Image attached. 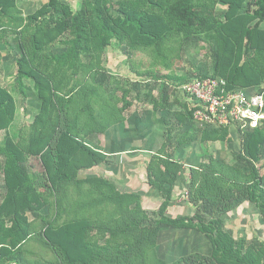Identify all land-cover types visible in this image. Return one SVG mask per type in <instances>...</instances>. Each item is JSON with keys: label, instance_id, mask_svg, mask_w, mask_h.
<instances>
[{"label": "trees", "instance_id": "obj_1", "mask_svg": "<svg viewBox=\"0 0 264 264\" xmlns=\"http://www.w3.org/2000/svg\"><path fill=\"white\" fill-rule=\"evenodd\" d=\"M195 1L119 0L118 4L125 21L146 37V44L134 41V48L147 50L152 46V37L157 39L160 47L168 37H188L193 33L194 21L201 17L200 8L206 5L203 3L196 8ZM223 1L229 5L228 16L231 11H238L245 0ZM85 5L93 11L94 28L89 27L80 9L72 14L68 22L66 18H56L58 20H55L49 32L50 39L59 32L66 30L68 33L62 42L65 49L51 57L53 62H58L71 72L72 83L65 91L54 83L39 80H48L42 73L40 62L31 71L24 69L23 65L28 63L29 49L35 55L44 50L40 47L44 44H41L36 32L32 34V44L26 47L23 38L28 16L16 6L14 0L7 2L0 11V30L13 31L15 44L21 52L16 87L26 94L23 78L33 77L35 95L37 93L43 104V111L47 110V115H40L31 125L29 134L31 136L40 129L44 142L40 153L55 184L51 194L54 199L46 211L45 206L49 201L41 198L36 191L25 160V154L31 152L32 146L11 138L14 131L10 129V124L16 110L13 91L0 87V131H5V144L0 148V154H4L12 163L16 181L8 198L0 206V264H11L10 260L14 261L12 264H172L161 258L156 250L163 225L198 229L213 247L209 257L194 252L173 264L188 263L193 259L200 263L206 259L203 264H264V241L249 245L244 237L237 241L223 227L227 218L222 216L223 212L234 210L240 202L248 201L259 209L264 220V180L259 167L264 151V121L258 127L242 132V150L235 159L244 160L247 170L215 155H210L206 166L190 168L189 198L205 203L193 215L170 217L166 214L181 164L160 155L152 157L147 164L148 182L164 199L157 211L158 218L143 207L139 192L118 187L108 177L78 178L82 170L108 161L110 152L93 143L92 136L96 134L98 137L113 124L119 123L131 106V101H128L126 111L119 108L105 94L104 87L96 83V72H93L91 61L87 63L83 60V55L99 59L100 51L112 38L117 42L122 40L119 29L108 21L98 0H86ZM49 6L55 11L62 7L59 0H49ZM248 12L256 18V22L245 30L247 43L243 46V52L246 61L241 62L242 55H237L228 34L218 31L221 41L215 73L201 75L223 77L230 88H248L264 81V30L261 29L264 0H257ZM251 45L254 55L250 54ZM45 57L50 59V56ZM178 78L179 86L192 80L190 77ZM45 94L49 96L48 106ZM187 99L182 104L194 121V103L189 96ZM198 128L203 132V139H232L229 127ZM26 209L37 211L38 217L29 220L24 214ZM70 210L75 213L86 210L87 214L75 218L64 217ZM206 210L214 213L208 215ZM6 222L10 228L5 227ZM34 243H38L43 252L50 256L34 255ZM7 254L10 260L5 258Z\"/></svg>", "mask_w": 264, "mask_h": 264}, {"label": "rangeland", "instance_id": "obj_2", "mask_svg": "<svg viewBox=\"0 0 264 264\" xmlns=\"http://www.w3.org/2000/svg\"><path fill=\"white\" fill-rule=\"evenodd\" d=\"M9 1L0 0V11ZM14 1L16 6L23 11L24 15L28 16L24 26L25 38H23L24 42H26V47L29 48L30 44H32V34L34 32L41 38V44H44L40 46L44 50L36 55L32 53V49H29V52L27 51L28 56L26 59H28V65L24 64V69L31 71L40 62L43 70L42 73L46 75L48 80L44 78H39V80L54 83L65 91L72 83L71 72L61 67L58 62H53L51 57L65 49V45L62 42L68 37V33L66 30H62L63 32H59V35L55 34V37L53 36V39H50L51 33L49 32L50 29L52 31L51 26H53L55 20L66 18V22H68L72 14L80 9H82L89 27L94 28L95 18L91 7H85L86 0H59L62 6L61 10L55 11L53 7L49 6V0ZM98 2H100L108 21L119 29L122 40L117 42V39L112 38L110 43L100 51L99 59L92 58L90 55H83V60L87 63L91 61L93 72H96V83L101 84L105 89V94L119 108H123V110L126 108L127 102L131 101L133 88H138L141 92L147 88V91L143 93L144 96L140 97L139 109L153 102L157 104L158 102L159 104L163 102L162 104L166 103L173 107L174 104H179L176 98H180L181 102H185L184 100L186 99H182V97L184 98V93L179 86L181 84L180 80L177 79H179L178 77L194 78L205 73H215L217 52L221 41L218 37V31L228 34L236 48L237 55H242L241 62H245L247 59L243 52V46L247 43L245 30L256 22V18L248 11L249 8L255 6L257 0H245L238 11H231L228 16L226 14L229 5L223 0H196V8L203 3L206 5L202 9L200 8L199 13L201 17L194 21L193 33L188 37L184 35L168 37L166 41L162 42L160 47L157 39L152 37V46L147 48V50L134 48V41L146 44V37L141 36L134 26L125 21L119 9V0H98ZM210 27L214 28L209 29ZM153 29L158 33L161 32L155 28ZM261 29L264 30V22L261 24ZM147 30H150V27H147ZM14 38L15 35L11 29L0 30V87L13 91L16 110L14 120L10 124V129L14 131L11 134V138L14 141L26 142L32 146L31 152L25 154V160L36 191L41 198H46L49 201L45 206V210L47 211L54 199L51 194L55 184L51 178V174L43 163L40 153L44 146L40 129L35 130L31 136L29 134L31 125L40 115H47V110L43 111V104L40 103L37 93L35 95V80L33 77L23 78L26 84V94L21 93L16 87V74L19 70L18 59L21 56V52L17 49ZM253 48L251 45V55H254ZM46 55L50 56L52 61L47 59ZM133 73L135 75H132ZM147 78L149 81H147ZM247 87L251 90H262L264 89V81ZM45 96H47L46 104L48 106L49 96L46 94ZM187 104L188 108H190L188 101ZM145 108L147 109L148 107ZM130 110L131 106L127 108V111ZM184 111L187 112L188 110L184 109ZM124 114H126V116H123L125 121L122 119L119 123L113 124L102 137H96L97 135L94 134L92 136L94 138L93 143H98L105 151L129 147L131 145V115ZM246 129H239L238 127L229 128V136L232 139L230 141L224 140L225 142L223 143L227 147L220 150L225 153L234 152L231 162L241 166L244 170H247L245 161L241 159L236 160L235 157L242 150L240 138L243 130L245 131ZM4 135L5 131H0V148L5 144ZM233 138L235 139L233 140ZM129 154L124 152L120 154L116 153L114 155L118 159L119 165L117 162L113 166L105 164L106 162H101L100 166L99 164L97 165L99 167L95 166L88 170H82L78 178L85 179L92 176L108 177L118 187L125 188L126 186L123 184H126L130 177L127 167L128 164H131ZM122 158H125V161ZM259 167L260 174L264 180V151ZM118 169L120 170V175H116L113 171H110H117ZM15 182L12 163L8 161L4 154H0V206L8 198ZM239 204L237 205L236 216H243V208L241 209ZM158 210L159 208L150 210L149 212L154 218H158ZM206 212H208V215L214 213V211L210 210H206ZM255 212V209L250 211L251 220L244 217L243 222L239 220L232 224L229 219L233 214V210L228 213L223 212V218L228 219H225L223 227L228 229L237 241L244 237L247 245L264 241V227L259 223L261 215L257 218ZM24 214L29 220H35L38 217L37 211L29 209L24 210ZM86 214V210H81L79 213L70 210L64 217L75 218ZM219 215L221 216V213ZM5 227L10 228L11 226L6 222ZM33 250L36 256H50L48 253L43 252L44 249H41L38 243L33 244ZM156 250L161 258L173 264L180 260L181 257L194 252L209 257L212 254L213 247L206 235L198 229L169 228L165 226L159 233ZM5 258L10 260V255H5ZM10 262L11 264L14 263L13 260H10ZM203 263L193 259L191 262L180 264Z\"/></svg>", "mask_w": 264, "mask_h": 264}, {"label": "crops", "instance_id": "obj_3", "mask_svg": "<svg viewBox=\"0 0 264 264\" xmlns=\"http://www.w3.org/2000/svg\"><path fill=\"white\" fill-rule=\"evenodd\" d=\"M132 75H135V73ZM147 81H149L148 78ZM133 89L131 110L127 112L131 115V145L123 148L124 151L123 149L108 151L110 152V158L105 164L113 166L115 162L118 163V159L115 158L116 153H130L128 156L131 158V164H128L127 167L131 178L129 177L127 183L123 185L141 194L142 205L147 211L159 208L164 200L159 191L148 182L147 164L149 160L155 155H160L163 158H169L181 164L172 192V201L169 203L166 214L170 217L193 215L198 211L199 206L205 203L203 200L194 202L188 198L190 168L206 166L210 155H215L216 158L232 163L231 159H233L234 152L225 153L220 151L227 147L223 140L203 139L202 130L184 111L185 107L180 98H176L179 101L178 106L174 104L171 107L169 104H162L163 102L155 106L156 102H153L148 106L145 105V107H148L147 109L144 107L141 110L139 109L140 97L147 91V88L143 89L142 92L138 88ZM182 99L188 100L185 94ZM104 134L98 137H102ZM208 134L206 133V135ZM181 138L184 140L180 141ZM124 159L123 161H125ZM110 171L120 175L119 169ZM239 207L243 208L244 215L236 216L238 209V206H236L229 219L231 224L239 220L243 222L244 217L251 220L250 211L253 209L256 210L255 216L257 218L261 215L259 209L251 202L242 201ZM259 223L264 227L262 216L261 219L259 218ZM165 226L168 225H163L162 228ZM168 227L171 228L170 226Z\"/></svg>", "mask_w": 264, "mask_h": 264}, {"label": "built area", "instance_id": "obj_4", "mask_svg": "<svg viewBox=\"0 0 264 264\" xmlns=\"http://www.w3.org/2000/svg\"><path fill=\"white\" fill-rule=\"evenodd\" d=\"M180 88L194 103L199 127L256 128L264 121V89L230 88L225 78L213 75H198Z\"/></svg>", "mask_w": 264, "mask_h": 264}]
</instances>
